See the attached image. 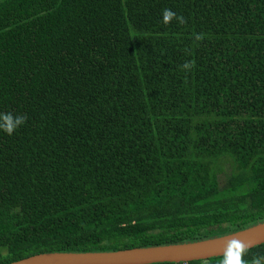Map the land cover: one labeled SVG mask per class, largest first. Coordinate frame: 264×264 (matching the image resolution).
<instances>
[{
	"label": "trees",
	"instance_id": "obj_1",
	"mask_svg": "<svg viewBox=\"0 0 264 264\" xmlns=\"http://www.w3.org/2000/svg\"><path fill=\"white\" fill-rule=\"evenodd\" d=\"M0 112V264L255 226L264 0H0Z\"/></svg>",
	"mask_w": 264,
	"mask_h": 264
},
{
	"label": "water",
	"instance_id": "obj_2",
	"mask_svg": "<svg viewBox=\"0 0 264 264\" xmlns=\"http://www.w3.org/2000/svg\"><path fill=\"white\" fill-rule=\"evenodd\" d=\"M232 238L248 243L249 250L264 245V222L231 234L197 242L114 252L42 253L10 264H188L222 257L224 245Z\"/></svg>",
	"mask_w": 264,
	"mask_h": 264
},
{
	"label": "clouds",
	"instance_id": "obj_3",
	"mask_svg": "<svg viewBox=\"0 0 264 264\" xmlns=\"http://www.w3.org/2000/svg\"><path fill=\"white\" fill-rule=\"evenodd\" d=\"M162 17L165 25L170 24L174 20L180 25L186 23L182 15H177L171 9H163ZM196 39L199 40L200 36H197ZM182 68L185 71H190L192 64L185 62ZM26 120V115H13L11 112H0V131L11 136L26 123ZM249 248L250 245L241 239L232 238L228 240L224 245L220 264H264V255L253 256L250 261L245 259L249 253Z\"/></svg>",
	"mask_w": 264,
	"mask_h": 264
},
{
	"label": "rangeland",
	"instance_id": "obj_4",
	"mask_svg": "<svg viewBox=\"0 0 264 264\" xmlns=\"http://www.w3.org/2000/svg\"><path fill=\"white\" fill-rule=\"evenodd\" d=\"M229 173H230V169L228 167H226L225 174H223V176H221V183H223L226 180ZM204 264H210V262L205 261Z\"/></svg>",
	"mask_w": 264,
	"mask_h": 264
}]
</instances>
